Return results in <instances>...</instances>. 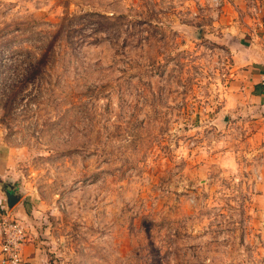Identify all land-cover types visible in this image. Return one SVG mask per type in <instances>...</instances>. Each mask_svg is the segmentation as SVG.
Here are the masks:
<instances>
[{
  "label": "rangeland",
  "instance_id": "374dc122",
  "mask_svg": "<svg viewBox=\"0 0 264 264\" xmlns=\"http://www.w3.org/2000/svg\"><path fill=\"white\" fill-rule=\"evenodd\" d=\"M238 12L0 0V222L23 223L37 264H264V119L238 98Z\"/></svg>",
  "mask_w": 264,
  "mask_h": 264
},
{
  "label": "crops",
  "instance_id": "0c3cea01",
  "mask_svg": "<svg viewBox=\"0 0 264 264\" xmlns=\"http://www.w3.org/2000/svg\"><path fill=\"white\" fill-rule=\"evenodd\" d=\"M222 9L234 6L243 21L231 22L225 30H234L238 37L230 41L237 78L238 98L246 110L259 113L264 119V0H218ZM231 45V44H230ZM243 100V102H242ZM249 103H252L250 105ZM37 255L22 247L20 264H37Z\"/></svg>",
  "mask_w": 264,
  "mask_h": 264
},
{
  "label": "built area",
  "instance_id": "2783aa9c",
  "mask_svg": "<svg viewBox=\"0 0 264 264\" xmlns=\"http://www.w3.org/2000/svg\"><path fill=\"white\" fill-rule=\"evenodd\" d=\"M26 241L23 223L14 217L0 222V264H20L21 250Z\"/></svg>",
  "mask_w": 264,
  "mask_h": 264
},
{
  "label": "water",
  "instance_id": "95a60500",
  "mask_svg": "<svg viewBox=\"0 0 264 264\" xmlns=\"http://www.w3.org/2000/svg\"><path fill=\"white\" fill-rule=\"evenodd\" d=\"M4 195H5L6 207L8 209H10L20 199V195L14 194L12 192L11 186H9L8 190L4 191Z\"/></svg>",
  "mask_w": 264,
  "mask_h": 264
}]
</instances>
